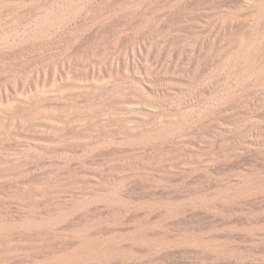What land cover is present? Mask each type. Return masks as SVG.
Segmentation results:
<instances>
[{"label": "rangeland", "instance_id": "obj_1", "mask_svg": "<svg viewBox=\"0 0 264 264\" xmlns=\"http://www.w3.org/2000/svg\"><path fill=\"white\" fill-rule=\"evenodd\" d=\"M263 1L0 0V264H264Z\"/></svg>", "mask_w": 264, "mask_h": 264}, {"label": "bare ground", "instance_id": "obj_2", "mask_svg": "<svg viewBox=\"0 0 264 264\" xmlns=\"http://www.w3.org/2000/svg\"><path fill=\"white\" fill-rule=\"evenodd\" d=\"M252 26L255 31H261V29H264V1L259 6H256V17ZM257 44V46L247 49V52L251 54L255 49L257 51L260 50V52H264V41L260 43L258 42Z\"/></svg>", "mask_w": 264, "mask_h": 264}]
</instances>
